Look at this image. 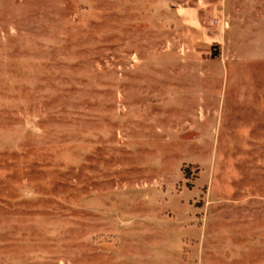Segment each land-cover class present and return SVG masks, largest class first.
<instances>
[{
    "label": "rangeland",
    "instance_id": "374dc122",
    "mask_svg": "<svg viewBox=\"0 0 264 264\" xmlns=\"http://www.w3.org/2000/svg\"><path fill=\"white\" fill-rule=\"evenodd\" d=\"M0 264H264V0H0Z\"/></svg>",
    "mask_w": 264,
    "mask_h": 264
}]
</instances>
